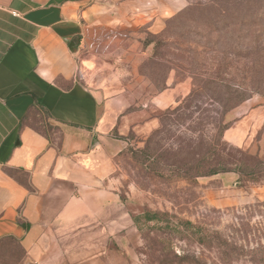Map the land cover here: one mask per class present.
<instances>
[{"label":"crops","instance_id":"0c3cea01","mask_svg":"<svg viewBox=\"0 0 264 264\" xmlns=\"http://www.w3.org/2000/svg\"><path fill=\"white\" fill-rule=\"evenodd\" d=\"M184 1L0 0V241L20 244L19 264H94L102 229L124 226L113 158L142 123L122 72L149 55L140 28Z\"/></svg>","mask_w":264,"mask_h":264},{"label":"rangeland","instance_id":"374dc122","mask_svg":"<svg viewBox=\"0 0 264 264\" xmlns=\"http://www.w3.org/2000/svg\"><path fill=\"white\" fill-rule=\"evenodd\" d=\"M213 1L224 2L186 0L181 9L177 6L172 14L161 18L159 26L140 28L142 52L150 53V57L135 60L133 67H124V87L119 90L131 102L130 109L135 113L131 121L141 122L142 126L123 131L129 144L113 158L112 176L119 187V212L123 208L125 223L124 226L120 223L118 228L102 229L101 245H95L94 264H171L173 252L180 256L184 250L207 264H264V209L257 206L264 202L263 182H249L246 178L241 179L237 171H225L201 176L197 183H191L170 175L168 169H173L170 165L177 162L178 155L165 158L160 165L165 173L161 177L151 170L154 161L141 152L151 144L149 136L156 129H161L154 139L162 145L158 149L163 147L167 151L165 148H168L173 154L185 149L191 135L193 139H199L200 131L195 122L168 121L170 126L162 131L159 118L167 108L177 105L190 93L193 75L215 82L219 80L225 87H254L252 60L258 51L264 55V37L254 41L249 22L236 24L225 19L206 27L197 21L201 14L178 19L192 3L200 2L205 7ZM137 62L140 63L137 65ZM215 82L202 83L206 87H221ZM179 83L186 84L180 88L186 93L176 103L166 108H156L152 104L158 95L177 88ZM205 105L213 107L212 116L206 119L210 122L200 135L203 139L215 138L212 142L216 145L218 111L214 107L219 105L213 99H208ZM150 115H156L158 122L148 132L144 122ZM226 122L230 126L224 131L223 140L229 148H244L264 159V96L256 93L242 102L228 113ZM191 128H196V134L190 133ZM194 147L202 148V145L195 142ZM147 209L175 213L178 221L188 219L204 224L216 231L223 242L227 240L237 248H204L198 237L187 236L185 227L180 229L181 233L172 226L173 221H177L174 217L171 227L165 223L161 226L156 222L146 224L144 218L138 217ZM113 211L116 213L118 209ZM177 261L178 264H191Z\"/></svg>","mask_w":264,"mask_h":264},{"label":"trees","instance_id":"16d2710c","mask_svg":"<svg viewBox=\"0 0 264 264\" xmlns=\"http://www.w3.org/2000/svg\"><path fill=\"white\" fill-rule=\"evenodd\" d=\"M221 4L213 1L205 7L201 5L203 3H192L178 16V19L188 17L191 15L197 16L201 14L200 19L197 21L209 26V23L216 24L222 22L225 19H230L236 24L242 22H249L250 36L257 42L258 38L264 37V0H223ZM218 5V6H217ZM149 27V25H145ZM146 48V47H145ZM258 51L252 60L251 72H254V87H238L229 86L225 87L219 80L213 81L211 78L205 80L201 79L199 75H193V87L190 93L182 100H179L178 104L167 108L161 116H159L163 125L162 131L168 128L171 123L175 122H195L197 129L202 134L204 128L209 124L211 118V110L213 107L205 105L208 99H213L218 103V108L214 107V110L218 111V118L216 119L215 126L218 127V134L216 135V145H213L215 140L212 138H202L198 135L199 139H193L186 142V147L182 151L172 152L164 151L163 147L157 142H154L156 136L161 132V129H156L149 136V147L143 148L141 152L144 157L154 161V167L151 169L157 176L163 177V169L161 164L165 161V158L177 156V162L172 163L170 166L173 169H168L171 176H178L180 179H185L191 183H197V179L201 176L214 175L225 171H237L240 174L241 179L249 180V182H263L264 183V159L258 155L251 153L244 148H229L227 143L223 140L224 131L229 128V122H226V116L228 113L239 106L242 102L252 97L254 94H260L264 96V55ZM150 57V53L148 58ZM216 83L221 87H206L202 82ZM221 82V83H220ZM166 121V123H164ZM171 123H167V122ZM196 129V128H195ZM194 128L190 129V133L196 132ZM196 134V133H195ZM173 136V135H171ZM199 141V142H197ZM154 142V143H152ZM199 143L202 148L194 147V143ZM219 145V146H218ZM233 149V151H232ZM227 150V151H226ZM184 154V155H183ZM179 157V158H178ZM178 165V163H183ZM191 164V165H190ZM194 164V165H192ZM196 164V165H195ZM257 206L264 209V202L258 203ZM260 210V209H259ZM261 211V210H260ZM264 212V211H262ZM178 219L175 213L162 210H150L147 209L138 218H144L145 223L156 222L157 226H161L162 223L171 227V218ZM173 227L181 228L185 227L187 236L198 237L199 243L207 249L221 250L227 248L232 250L233 243L229 241H222L216 231L209 229L204 224L194 223L192 220L173 221ZM184 225V226H183ZM183 233L182 230H180ZM243 249V247H240ZM237 252V249H236ZM240 253V252H238ZM25 255L23 248L15 240L0 241V264H19ZM173 259L171 264H178L177 260H182L184 263H199L207 264L206 261L191 254L189 251L184 250L182 255H177L173 252ZM4 261V262H3ZM3 262V263H1ZM6 262V263H5Z\"/></svg>","mask_w":264,"mask_h":264}]
</instances>
